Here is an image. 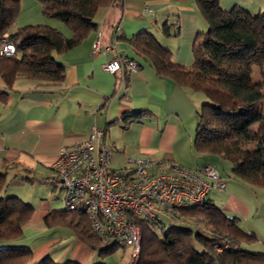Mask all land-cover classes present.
<instances>
[{
    "label": "crops",
    "instance_id": "obj_1",
    "mask_svg": "<svg viewBox=\"0 0 264 264\" xmlns=\"http://www.w3.org/2000/svg\"><path fill=\"white\" fill-rule=\"evenodd\" d=\"M218 1L226 11L234 6H242L251 13L264 9V0ZM27 6L25 14L29 15V21L49 24L64 36H71L63 21L39 20L40 16L53 18L43 13L40 2L29 0ZM94 20L96 27L72 48L52 52L53 62L64 66L62 82L39 83L24 76L7 82L0 72V172L4 173L5 182L10 176L13 180L20 179L21 184L25 180L38 182L41 177H53L51 164L60 150L84 141L92 128L97 127L104 130L103 139L112 148V163L113 156L122 159L124 164L118 168L128 167L126 158L130 155L157 160L160 171H168L173 165L183 169L213 166L225 178L226 186L211 190L207 198L229 216H236L255 235L256 239L249 244L251 249L264 251V192L251 188L231 172L222 174L214 164L222 163L220 160L194 151L196 111L203 101L200 93L159 74L132 45L135 34L149 31L171 52L173 63L192 65L194 37L208 27L194 0H114L111 5L99 8ZM165 23L170 34L162 29ZM97 38L99 49L93 52L92 44ZM125 55L137 61L136 71L103 70L105 61ZM130 114L134 115L129 120L123 119ZM48 184L52 185L51 191L57 185V195L64 198L59 183ZM4 195L22 200L20 193L8 189ZM44 209L35 210L33 206L15 246L31 248L33 261L46 255L58 263L101 261L96 260V255L101 256L97 249L69 227L60 225L67 231L53 235L58 231L57 225L47 226L43 219L55 209ZM33 221H41L43 227L32 226Z\"/></svg>",
    "mask_w": 264,
    "mask_h": 264
},
{
    "label": "trees",
    "instance_id": "obj_2",
    "mask_svg": "<svg viewBox=\"0 0 264 264\" xmlns=\"http://www.w3.org/2000/svg\"><path fill=\"white\" fill-rule=\"evenodd\" d=\"M19 1L0 0V42L7 35L15 45L13 55L0 56L1 75L7 82L24 76L52 84L64 79V66L53 62L52 52L72 48L96 27L97 10L114 2L37 0L46 16L63 21L71 30L67 37L45 23L11 30L20 11ZM194 3L208 27L194 37L192 65L173 63L171 52L149 31L135 34L132 45L159 74L203 94L196 111L194 151L228 161L232 175L264 192V11L251 13L242 6L226 11L218 0ZM162 29L170 34L166 23ZM255 72L257 79L253 77ZM133 115H124L123 119L129 120ZM5 186V175L0 172V264H79L58 263L48 255L33 261L31 248L14 245L33 206L18 196H4ZM43 221L47 226L61 225L74 230L101 256L118 245L114 241L102 246L105 241L76 209L51 210ZM141 224V249L134 264H264V251L249 247L255 235L236 216H229L207 197L200 204L180 208V214L167 227L161 225L159 233Z\"/></svg>",
    "mask_w": 264,
    "mask_h": 264
},
{
    "label": "built area",
    "instance_id": "obj_3",
    "mask_svg": "<svg viewBox=\"0 0 264 264\" xmlns=\"http://www.w3.org/2000/svg\"><path fill=\"white\" fill-rule=\"evenodd\" d=\"M6 37L0 42V56L15 53L14 43ZM92 45L97 52L98 38ZM102 68L110 73L132 72L139 64L125 55L105 61ZM103 137L104 130L93 127L84 141L62 148L51 164L54 176L44 181L59 183L65 208L82 212L104 241L112 238L118 245L130 247L134 259L140 248L141 223L159 233L161 225H169L180 214V208L200 204L212 189L226 186L209 164L198 169L173 165L160 171L157 160L130 155L128 167L116 168L112 148Z\"/></svg>",
    "mask_w": 264,
    "mask_h": 264
},
{
    "label": "rangeland",
    "instance_id": "obj_4",
    "mask_svg": "<svg viewBox=\"0 0 264 264\" xmlns=\"http://www.w3.org/2000/svg\"><path fill=\"white\" fill-rule=\"evenodd\" d=\"M27 3H29V0H20V11H19V15L17 16L15 22L13 23V25L11 26V29L14 30L17 27H20L19 24H28L25 22H32L30 24H36L34 23L35 21H29L31 19H27L29 15H26V11L28 10V6ZM31 7V6H30ZM264 11V9H262L260 12ZM42 14V13H40ZM41 19H53L55 21H60L57 20L55 18H48L45 16H40L39 20ZM38 23H40L39 21H37ZM61 23H63L62 21H60ZM42 23V22H41ZM254 79L259 78L258 72L254 73ZM200 93V92H198ZM202 99H204V96L202 93H200ZM113 162L112 165L116 168L120 167L121 164H124L122 159L118 156H113ZM222 161V163H218L215 162V166L218 167V170L225 175L230 174V163L224 159H220ZM127 166L128 163H127ZM19 179V178H18ZM7 185L6 187L3 189L2 194L4 195V193H6V189H8V191L10 192H17L21 194V198L23 201L25 202H29L34 206L35 210H39V209H44V208H64V202L63 199L61 198V196L57 195L58 191H59V187L56 185V188L54 189V191H51V187L52 185H49L48 182L45 184L46 181H44V178H40L37 179L38 182H34V181H27L25 180L23 184L19 183L21 182V180H17V178L15 180H13V178H7ZM59 185V184H58ZM6 196V195H4ZM57 196V197H55ZM45 210V209H44ZM192 220L197 221L198 217H191ZM29 221V220H28ZM27 221V222H28ZM164 222L166 223L167 221L164 220ZM32 226L35 225L36 228L40 229L43 227L41 221L39 222H35L33 221ZM142 225V224H141ZM28 227V225L26 226ZM164 227H167V225H165ZM56 229H58V231H56V233H53V235L56 234H63V231H67L66 227H61L60 225L56 226ZM27 232V230H26ZM141 236H142V232H141ZM51 237V235H50ZM113 243V239L111 238L109 241H105L103 242L102 246H106L108 244ZM32 247V246H31ZM140 247H141V240H140ZM141 248H139L140 250ZM139 253V252H138ZM138 256V255H137ZM99 258H101V261L106 262L107 264H134L135 259L132 258L131 256V248L128 246H123V245H117L114 247V249L112 250V252H109L108 254L104 255V256H98L96 255V260H98Z\"/></svg>",
    "mask_w": 264,
    "mask_h": 264
}]
</instances>
